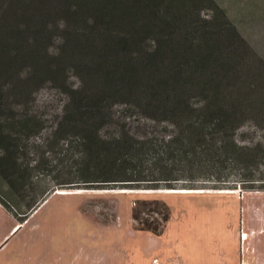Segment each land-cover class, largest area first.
I'll list each match as a JSON object with an SVG mask.
<instances>
[{
	"label": "rangeland",
	"instance_id": "obj_1",
	"mask_svg": "<svg viewBox=\"0 0 264 264\" xmlns=\"http://www.w3.org/2000/svg\"><path fill=\"white\" fill-rule=\"evenodd\" d=\"M12 1L0 0V13L7 14L10 8L15 16L23 13L22 29L30 23L26 17L34 18L36 22L29 25L41 29L37 40L41 41V51L56 62H66L68 83L79 86L83 81L79 67L82 64L84 68L95 57L89 42L97 44L106 38L92 26L97 18L85 6L88 0H30L32 13L24 7L25 2L17 0L11 5ZM217 1L226 8L230 5L231 15L236 17V0L231 4V0ZM213 8L209 1L200 0L195 8L198 16L190 18L212 20L216 15ZM239 18L235 20L240 25ZM263 23L255 27L246 22L241 26L250 48L239 46L241 57L234 60L237 65L233 68L238 78L226 82L235 98L248 104L255 102L256 116H248L236 131V140L260 158L253 163L243 157L246 154L237 156L224 171L226 181L216 185L192 184L194 188L190 189L179 184L173 192L119 187L79 189L72 184L60 187L59 183L74 178L69 170L70 159H64L76 147L70 139L60 140L59 144L54 134L69 102L63 82H30L28 69L21 73L1 71L0 124L12 126L24 117L33 122L31 131L20 132L15 126L8 130L17 140L18 162L34 168L31 179L21 182L25 195L15 199L27 209L40 197L37 190L48 188L51 194L23 223L0 203V264H264ZM121 26L120 20L110 24L105 31L107 37L119 32ZM33 37L34 32H30L22 39L31 44ZM171 45L177 46L175 38ZM168 57L162 73L172 66ZM128 97L112 104L111 120L102 128V134L118 136L125 128L140 138H163L174 131L171 122L154 119L153 110L148 108L153 104L145 107L136 97ZM11 188L10 184L5 186ZM143 203L148 206L146 210ZM136 207L143 210L142 217L154 210L151 220H162L168 208L171 213L164 233L137 230L133 217Z\"/></svg>",
	"mask_w": 264,
	"mask_h": 264
},
{
	"label": "trees",
	"instance_id": "obj_2",
	"mask_svg": "<svg viewBox=\"0 0 264 264\" xmlns=\"http://www.w3.org/2000/svg\"><path fill=\"white\" fill-rule=\"evenodd\" d=\"M19 1L32 13L30 0ZM199 1L190 0L189 5L186 0H88L85 6L97 18L92 26L106 38L97 44L89 42L95 57L84 68L78 64L83 81L77 87L68 83L69 65L41 51V41H37L41 29L29 25L36 22L34 18L26 17L30 23L22 29L23 13L15 16L12 8L7 14L0 13V72L28 69L30 82L61 81L68 96L64 120L54 134L59 144L68 139L76 144L75 151L64 159H70L74 178L59 183L60 187L72 184L79 189L173 192L179 184L192 189V184L226 181L224 171L237 156L246 154L243 157L253 163L259 160V155L236 140V131L248 116H256L255 102L235 98L226 82L238 78L233 68L237 65L234 60L241 57L239 46L250 48L241 26L246 22L261 25L264 0H236L235 18L240 17V25L230 13V5L226 8L217 0H206L215 9L212 20L190 18L198 16L195 8ZM12 2L16 5L17 0ZM116 20L122 22L121 29L108 38L105 31ZM30 32L34 37L26 44L22 37ZM16 38L20 42L13 40ZM174 38L179 51L171 45ZM167 54L172 66L162 73V66L168 64ZM125 95L136 97L145 107L153 104L148 108L154 119L171 122L174 131L163 138H140L125 128L118 136L102 134V128L110 123L112 104ZM32 124L24 117L12 126L27 132ZM12 126L0 124V203L23 223L51 193L38 186L40 197L27 209L16 201L15 197L25 195L21 182L31 179L34 168L18 162L17 140L8 131ZM7 184L11 190L5 189ZM143 204L146 210L148 206ZM142 212L137 207L133 211L136 229L162 235L170 210L166 208L162 220H151L152 209L148 217H142Z\"/></svg>",
	"mask_w": 264,
	"mask_h": 264
},
{
	"label": "crops",
	"instance_id": "obj_3",
	"mask_svg": "<svg viewBox=\"0 0 264 264\" xmlns=\"http://www.w3.org/2000/svg\"><path fill=\"white\" fill-rule=\"evenodd\" d=\"M40 207H41V206H40ZM37 210H38V209H37ZM37 210H36V211H37ZM33 214H34V213H33ZM33 214H32V215H33ZM32 215H31V216H32Z\"/></svg>",
	"mask_w": 264,
	"mask_h": 264
}]
</instances>
